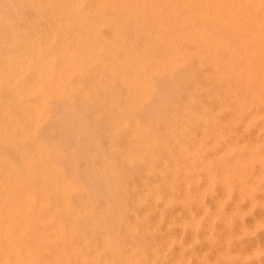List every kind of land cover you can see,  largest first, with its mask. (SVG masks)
<instances>
[{"label":"bare ground","instance_id":"bare-ground-1","mask_svg":"<svg viewBox=\"0 0 264 264\" xmlns=\"http://www.w3.org/2000/svg\"><path fill=\"white\" fill-rule=\"evenodd\" d=\"M24 1H26V3H24V5L26 4V6H28V8L29 7L33 8V6L35 5L34 4L35 2L32 3V1H30V0H24ZM47 1L50 2L49 0H47ZM55 1H56L57 6L55 9H53V14H54L53 19L51 17V19L53 20L52 22L54 24V27L51 28L50 31H48V32L45 31V33L41 34V36H36L37 35L35 33L36 31L34 33L30 32V30L27 29L26 23L23 22L25 27H23L22 30L17 32V29H19V28H17L16 31H14V29L8 31L5 34V37H3L1 42H0V93L3 92L4 95H5V93L8 94V98H9V100L7 99L8 102L6 103L3 100L1 101V97H0V102H2L3 104L5 102V104L7 105L5 107H7L8 109H10V107H12L13 109L19 110V112L22 113V119L16 120L15 118L12 117L13 115L7 109L2 107L5 110V112L2 109L4 116H3V120L2 119H0V120L3 121V124L5 123L8 126H7V128L5 127V128H2V130H0V139H14V137H18V138L21 137L20 138L21 140L24 141L27 139L29 141L31 136H33L32 134L34 132V128L35 127L37 128L36 125H37L38 116L41 115V113L43 112V109L46 108L48 104H50L49 106L51 108L53 107L51 105V103H49V102L52 99H56V98L58 99V98L63 97V96H65V97L69 96L68 94L72 91V89L74 88V85L71 84L72 83L71 81H69L70 83H68V80L71 79V77L74 76L75 74L77 77L81 76V78H82V74L85 71L86 65L87 66L88 65H93V66L97 65L98 66V64H99V66H101V69H102L100 71H106L107 74L109 73V75L111 76L110 78L115 79L116 81H119L120 82L119 84L122 85L123 87H125V90L128 93V95L130 94V99L125 104V107H119V108L115 109V113L117 116L111 122L110 128L112 129L113 132H119V130H125V129L130 132L129 137L126 139L127 140L126 147L124 146L125 148L123 149V155H122L123 160L121 159L122 160L121 166L123 164L126 168H128V170H131L132 169L131 165L133 163H137L141 166H144V168H145L144 170H145V173L147 176V179H146L147 182H145L143 184L142 191L138 192L135 189L136 186L133 187V190L131 189L133 194H134V198H135L134 201L137 203H141L144 206L145 212L144 211L143 212L145 214L144 215L142 214L143 218H141V219H143V222L145 223L144 219H146L147 214H149V212H152L153 214H155V219L157 220V223H158V220L161 221L162 219H165L164 217H166L163 214V212H164V208L166 207L167 204L174 202V200H176V199H178V200L180 199V200H183L185 202L197 200L195 202V204L199 207V210L197 213L193 214L190 210H188L182 216L179 214L172 216L171 222L174 223L175 225L179 224V226H182L181 227L182 229L187 227V228H191V230H194L195 232H198L200 225L203 224V222H204L205 228H204V234L203 235H204V238H207L208 243L210 245L214 246L213 259L214 260L221 259V260L226 262L224 264H228V261L231 258L230 256H232L231 252L229 251V244H230L229 241H230V239H232V235L236 234V233L232 234L230 229H229L228 223H229V217L230 216H227V213L224 209L225 202H231V207H230L231 211H232L233 215L235 214L236 216H239V218L241 216L243 217L246 213L251 212V210L255 206L259 207L261 209V211H263L262 215L264 213V200H263L264 195H262L261 198L258 196L259 199L256 197L257 192H259V194H261V193L264 194V0H163L164 3L161 5L159 4L158 0L157 1L132 0L134 2V4H136L135 5L136 16L134 18H137L140 21H144L145 15H147V14L146 13L144 14L142 12L145 10H148L150 17L151 16L153 17L152 23L151 22L150 23L152 25V28L154 29V32H153V34H148V36L147 35L146 36H147V40H150V39L157 40L155 42H157V44H159L160 47H162V49H163L162 53H161L162 56H161V58H157L155 55V56H153L154 58L152 59V58L147 56L149 53L148 50H147V52H148L147 55L145 54V52H142V51H141L142 53L140 52L139 54H136L131 50V48L125 47L126 46L125 45L124 46L125 49L122 50L124 52V57H123L124 59L123 60H117V58L115 57L114 51H115V49H117L119 47L118 46L120 44V42H119V44L117 43V45L116 44L112 45V51H110L111 54L108 51V53H109L108 55L110 57L109 58L110 61L107 62L108 65H106V64L100 65V63H98V57H97L96 52L98 50L103 49L104 46L102 44V41H100L98 35L95 32L97 29H99L98 27L101 25V23H103L104 20H105L104 23H106L107 20L104 19L103 16L98 15L99 14L98 12H97L98 14H96V10L100 6H105V8L107 7L108 9L113 11V13H116V15H117V13H119L121 10H123L129 6L126 4H131V2H129V0H92V4L91 3L89 4L90 5L89 8H91L93 10V12L91 11L92 15L94 14L97 16L96 17L97 21L94 22V18H93V21L89 22L85 18V12H82V14H80V9L81 8L84 9V4H85L84 1L85 0H55ZM138 1H140V2H138ZM41 2H40V4H41ZM5 4H7V2H5ZM13 4L11 5V8H12ZM3 5H4V0H3ZM6 6H4V7H6ZM8 7H9V5L7 6V8ZM89 8L87 9V11H89ZM128 9H129V7H128ZM4 10H6V9L4 8ZM31 10L33 11V9H31ZM40 10H43V9L40 8ZM100 10H101V8H100ZM16 11H17V9H16ZM37 11H39V8L37 9ZM18 12H20V11L18 10ZM44 12H47V11H44ZM49 13H50V11H49ZM87 13H89V12H87ZM3 14H1V15H3ZM14 16H12V17H14ZM122 16L125 17L123 14H122ZM90 19H91V17H90ZM35 20L37 22V19H35ZM8 21H10V20H8ZM16 21H17V19H16ZM3 22H0V25L3 26V29L5 27L7 28V25L10 24V22H7L8 24L3 23ZM21 22H20V24H21ZM29 22H30V20H29ZM40 22H41V20H40ZM18 25H19V23L17 24V26ZM8 26L10 28V25H8ZM73 28L74 29L76 28V30L74 31ZM34 29H36V28H34ZM0 32H2V31H0ZM108 33H107V35H108ZM57 34H60V35L57 36ZM112 38H114V37H112ZM134 38H135V36H134ZM184 43L191 44V46L194 48V59H195L194 63L191 62V56L192 55L191 54L189 55L190 52L185 51V49L183 47ZM109 44H112V43H109ZM150 44L152 45V43H150ZM106 46H108V44ZM144 47H145V45L143 46V48ZM143 48H141V49H143ZM105 49H107V48H105ZM105 54H106V52H105ZM119 54H120V52H119ZM151 55H152V53H151ZM99 57H100V55H99ZM179 57L180 58L183 57L182 58L183 59L182 62H184L183 66L185 65L186 61H187V63L189 62V65L185 66L184 69H187L190 66L195 67V69H200V70L208 67L207 68L208 72L204 78V82H201V83H198L197 81L193 80L195 78V76L192 74H188V75L183 76V81H185L186 86H187L186 88H188V91H189V94L186 95L188 105L185 108V115L181 116L177 113H176V115L171 114L172 115L171 118H173V120L170 121L169 125H171V126L168 129H166V131H167L166 133L168 135L167 137H169V139H167L165 137L163 139H161L160 134L157 133L158 134L157 135L155 133L156 130L155 131L149 130L151 128L156 127V124L152 122L153 119L151 120V119L145 118L146 120H144L143 118L138 117L136 115V113L138 112V109L140 108L141 105H145V102H144L145 97L147 95H149V93H151L150 92L151 90H153V87L150 84L151 81L149 82V80L147 79V76L148 75H154V74L162 75L166 71H168L169 68L174 67V66L176 67V65H178V61H179L178 58ZM98 68L99 67H97V69ZM174 69L175 68H173V70ZM89 70H90V68H89ZM91 71H90V73H91ZM168 74L170 75V72H168ZM172 74L173 73H171V75ZM87 76L88 75H86V77ZM104 76H105V74H104ZM94 81L97 82V77L94 78ZM81 85L83 86V84H81ZM95 85H96V83H95ZM152 85H153V83H152ZM79 86H80V84H79ZM100 92H101V90H100ZM102 94H103V92H102ZM4 95H2V96H4ZM99 95H100V93H99ZM72 96H74V95H72ZM72 96H71V99H72ZM103 96H105V95H102V97ZM84 98L86 99L87 102L90 101V100L88 101V99H89L88 93L84 96ZM67 99H69V97H67ZM105 99H107V97ZM63 100H66V99H63ZM74 100H76V99H74ZM79 100H81V99L79 98ZM93 101H91V102H93ZM64 102H63V104H64ZM70 102H71V100H70ZM143 102H144V104H143ZM2 103H0V104H2ZM75 103H74V105L72 103V105L75 106ZM154 103H155V101H154ZM101 104H102V102H101ZM58 105H60V104H58ZM72 105L70 103L71 107H72ZM89 105H91V104H89ZM89 105H87V106H89ZM67 107H68V105H67ZM78 107H77V109H78ZM105 107L107 108V106H105ZM73 108L74 107H72V109ZM62 109H64V108H62ZM52 110H53V108H52ZM69 110H71V109H69ZM82 110H84V109H82ZM92 110H94V109H92ZM45 112L43 114H45ZM67 113H69V112H67ZM82 113H85V112L82 111ZM106 113H108V112H106ZM106 113H105V115H106ZM53 114H54V112H53ZM18 115H19V113H18ZM45 115L48 116L47 113ZM52 115H50V116H52ZM97 115H99V114L97 113ZM145 115H146V113H145ZM54 116H55V114L53 115V117ZM78 116H80V115H78ZM111 118H113V117H110V119ZM18 119H19V117H18ZM48 119L51 120L50 117H48ZM80 120H82V119H80ZM97 120H99V118ZM41 121H42V119H41ZM160 121H161L160 119H157V122H160ZM39 122H40V120H39ZM47 122H50V121L47 120ZM47 122H46V124H47ZM67 122H69V121H67ZM42 124H44V123H42ZM46 124H45V126L42 125L43 128L46 127ZM60 124H62V123H60ZM74 124H75V122H74ZM47 125L49 127V123ZM78 125H80V124H78ZM87 125H89V124H87ZM105 125H107V124H105ZM39 126H41V125H39ZM74 126H76V125H74ZM146 126H148V128H146ZM67 127H69V126H67ZM81 127H83V124ZM71 128H69L70 131H71ZM93 128H95V127H93ZM176 128H178V129L180 128V130H176ZM48 129H50V128H48ZM83 129H84V127H83ZM41 130H43V129H41ZM50 130H52V129H50ZM61 130H62V128H61ZM69 130H67V132ZM103 130H105V129H103ZM56 131H60V130L57 129ZM73 131H72V133H74ZM76 131H78V130H76ZM100 131H102V130H100ZM44 132H46V131H44ZM53 132H54V130H53ZM78 132H77V134H78ZM40 133H43V131L39 132V136H40ZM102 133H103V131H102ZM110 133H112V132H110ZM55 134H56V132H55ZM44 135H46V137H48L47 136L48 134H44ZM44 135H41L40 137H42V136L44 137ZM156 135L159 137H157ZM63 136H64V132H63ZM75 136H78V135H75ZM79 136H80V134H79ZM100 136H102V135H100ZM46 137H45V139H46ZM54 137L57 138V136H55V135H54ZM89 137H90V135H89ZM89 137L87 136V138H89ZM60 138L61 137H59V139ZM83 138H84V132H83ZM42 139H44V138H42ZM47 139H49V138H47ZM90 139L92 140V137ZM19 140H17V141H19ZM49 140H51V139H49ZM67 140L69 141V139H67ZM94 140H97V139H94ZM72 141H74V140H72ZM114 141H115V139H114ZM168 141L170 142L169 144H167ZM50 142H52V141H50ZM89 142H91V141H89ZM93 142H95V141L92 140V143ZM98 142H96V143H98ZM13 143H14V141H13ZM46 143H48L47 140H46ZM52 143H54V142H52ZM0 144H1V142H0ZM39 144L40 143L38 142V145H35L33 147L32 151L29 152L30 155H26L28 157L26 158L25 165H27V166L30 165L33 168V164L35 161H36L35 163H39L42 165L45 158H48V157H46L48 152H49L48 148H46L48 145H46V147H44V146L42 147ZM58 144H61V143H58ZM89 144H91V143H89ZM12 145H14V144H12ZM80 145H82V144H80ZM51 146L52 145H50V148H51ZM95 146H96V144H95ZM4 147H7V144H6V146L4 145ZM53 147H55V146L53 145ZM61 147H63V145ZM86 147H89V146L87 145ZM100 147H101V145H100ZM9 148H8V153H10ZM13 148H14L13 152H15V147H13ZM91 148H93V147H91ZM20 149L23 151V147ZM78 149H79V147H78ZM78 149H77V151H78ZM108 149H109V147L107 148V150ZM50 150H52V149H50ZM71 150L75 151L76 149L75 150L71 149ZM98 150H99V148L96 151H98ZM116 150L114 152L112 150V153H115V152L117 153ZM57 152H59V151H57ZM107 152L109 153V151H107ZM19 153H20V151H19ZM54 153L56 154V152H54ZM66 153H67V151H66ZM72 154H73V152H72ZM79 154H81V153H79ZM82 154H84V153H82ZM159 154H160V156H159ZM1 155H3V154H1ZM74 155H75V152H74ZM78 155H76V157ZM105 155H106V153H105ZM110 155H113V154H110ZM18 156H19V154H18ZM68 156H69V154H68ZM93 156H94V154H93ZM1 157H3V156H1ZM4 158H5V156H4ZM16 158L18 159V157H16ZM113 158H115V155H114V157H111V159H113ZM47 160L48 159H46V161ZM78 160H79V158H78ZM85 160H87V159H85ZM68 161H70V160H68ZM72 161H74V160H72ZM94 161H95V159H94ZM94 161L92 160V163H94V165H95ZM2 162L0 160V164H2ZM16 162H17V160H16ZM18 162H19V160H18ZM78 162H80V161H78ZM82 162H84V160ZM22 163H23V161H22ZM46 163H48V162H46ZM52 165H53V163H52ZM52 165L49 164V166H52ZM55 165H56V163H55ZM64 165H65V163H64ZM71 165L69 164L70 168L72 167ZM83 165H84V163H83ZM4 167H6V166H4ZM4 167H3V169H4ZM36 167H37V165H36ZM109 167H111V166H109ZM109 167H108V169H109ZM45 168H48V165H47V167L45 166ZM71 170H73V169H70V172H71ZM9 171H11V170H9ZM32 171H34V170H32ZM44 171H45V169H44ZM107 171H111V170H107ZM132 171H134V170H132ZM46 172L49 173V171H46ZM50 172H51V169H50ZM77 172H80L77 174H81V171H77ZM52 173H53V171H52ZM83 173L81 174L82 176H83ZM91 173H93V172L91 171ZM91 173L89 174L90 176H91ZM94 173H95V171H94ZM113 173H115V172L113 171ZM118 173H119V171H118ZM32 174H34V172ZM96 174H97V172H96ZM96 174H94V175H96ZM107 174H108V172H107ZM128 175H129V173H128ZM6 176H8V175H6ZM9 176H12V175H9ZM68 176H66V178H69ZM99 176H100V173H99ZM117 176H118V174H117ZM35 177H36V175H35ZM11 178H13V177H11ZM16 178H18V177H16ZM88 178L86 177V179H88ZM110 178L111 177H109V179ZM60 179L62 180V178H60ZM73 179L75 180V179H77V177L76 178L74 177ZM78 179H79V177H78ZM118 179L119 178L117 177V180ZM129 179H132V177ZM16 180L18 181L19 179H16ZM96 180L94 179V183ZM80 181H76V182L79 183ZM114 181L115 180H113L111 182L114 183ZM33 182H34V180H33ZM88 182H89V180H88ZM107 183H110V182H106V184ZM132 183H134V182H132ZM38 184H39V190L40 191H43V189L44 190L45 189H56V191L58 192V195L61 194L62 196H65L67 191L74 190V185H71L70 182H68V180L67 181L66 180L65 181L64 180L57 181L56 178H54V177L53 178L48 177V178L42 179V181ZM81 184H83V182ZM85 184H87V183L85 182ZM88 184H90V183H88ZM1 186L2 187H0V189H3V190H5L6 187L9 189H11V187L12 188L16 187L19 189L17 183L16 182H10V180L6 181V183L3 185L1 184ZM20 186H21V184H20ZM92 186H94V185H92ZM31 187L29 186L30 190H29V188L26 189V187H25V189H24L22 187V189H20V191H18L17 193H15V191H14L15 189H14L12 196L9 194L8 195L9 197H7V198H5L3 196L5 198V199L3 198L4 200L0 199V264H44V262L42 260L39 261L40 259L37 257V255H38L37 254V247H38V240L39 239L37 237H35V239L33 241H31L30 240V232L32 231L31 229H35V227L33 228L32 225L33 224L36 225L35 223L37 221H39V219L42 218L41 216H39L40 215L39 212L43 211L45 206L43 204V202H44L43 199H42V201H43L42 203L40 201V198L43 197L42 194L35 193L36 187H34V188H31ZM98 187H101V186H98ZM115 187H117V186H115ZM125 187H126V185H125ZM214 187L218 188V193H217L216 197L213 199L211 206L207 207L206 205H203V203H204L203 201H204L205 197L209 194V192ZM87 188H89V187H87ZM102 188L106 189V187H104V186H102ZM18 189H16V190H18ZM80 189H84V188H80ZM96 190H98L97 192H100L99 189H96ZM111 190H114V189H111ZM121 190L123 191V189H121ZM56 191L54 193H56ZM117 191H118V193H120L119 189ZM47 192H48V190H47ZM79 192L80 191H78V193ZM81 192H82V190H81ZM112 192H115V191H112ZM109 193L110 192L107 193V197L109 196L108 195ZM125 193H123V194H125ZM127 194L128 193H126V195ZM76 195H77V193H76ZM96 195H97V193H96ZM98 195L100 196V194H98ZM112 195L114 196V193ZM78 196H80V193ZM78 196H77V198H78ZM102 196H105V195L103 194ZM116 196H115V198H116ZM37 197H38V200H37ZM60 197H59V199H60ZM107 197H106V199H107ZM110 197L112 198V196H110ZM124 197H125V195H124ZM99 198H101V197H99ZM121 198L123 199V197H121ZM106 199H104V200H106ZM110 199H109V201H111ZM159 199L160 200L162 199L161 202H159ZM83 200L82 201L80 200V201L83 202ZM113 200H115V199H113ZM125 200H126V198H125ZM60 202H62V203H60V205L62 204L61 206L63 207V209H67L66 208V206H67L66 201L62 200ZM115 202H117V201H115ZM56 204H58L57 201H56ZM96 204L97 205H95V207L98 206V202ZM132 204L134 205L133 202H132ZM51 205H52V202H51ZM84 205H86V204H84ZM70 206L71 205H69V207ZM91 206H93V205H91ZM112 206H113V204H112ZM126 206L127 205H125V207ZM75 207H76V204H75ZM128 207H130V206H127L126 208L128 209ZM50 208H48V209H50ZM112 208L117 209V207H115V205ZM120 208L122 210L123 207L120 206ZM140 208H141V206H140ZM79 210H81V209H79ZM92 210H95V209L92 208ZM104 210H105V208H104ZM111 210H113V209H111ZM52 211H57V209L54 208ZM83 211H81L79 216H77V217L80 218ZM89 211H91V210H89ZM115 211H118V209ZM91 212H93V211H91ZM99 212L100 211H98L97 213H99ZM101 212L103 214V211H101ZM123 212H124V210H123ZM77 213H79V212L77 211ZM104 213H106V212H104ZM122 213H120V215ZM232 213H231V215H232ZM75 214H76V212H75ZM83 214H85V213H83ZM89 214H92V213H89ZM43 215H45L44 212H43ZM99 215H100V213H99ZM106 215H108V214H106ZM126 215H128V213ZM89 216L91 218V215H89ZM83 217H81V219ZM87 217H88V215H87ZM130 217H132V216H130ZM68 218H70V217H68ZM92 218H94V217H92ZM111 218H112V216H111ZM132 218H134V217H132ZM42 219L48 221V219H51V216L50 215L48 216L46 213V216H43ZM84 219H86V218H84ZM149 219H150V217L148 218V220ZM217 219L223 221L224 224H226V228H227L226 233L221 235V236H218V237L214 236L215 234H214V226H213ZM57 220H59V219H57ZM75 220H76V218H75ZM127 220H129V219H127ZM47 221H45V222L47 223ZM110 221L112 222V219ZM140 221H141L140 223H142V220H140ZM253 221H254L255 227H258V226L260 227V225H262L261 224L262 221H264V216L259 215V217L255 218ZM39 222H41V221H39ZM95 222H97V221H95ZM101 222H103V221H101ZM75 223H73V224H75ZM78 223H77V227H79ZM164 223H166V222H164ZM41 224H43V223H41ZM68 224H70V222ZM83 224H85V223H83ZM86 224H89V223H86ZM96 224L97 223H95V225ZM107 224H109V223H107ZM111 224H113V222ZM46 225H49V224H46ZM91 225H93V222ZM56 226L57 227L55 230V234L60 233L62 235V233H64V231H63L64 226L62 224H57ZM72 226H74V225H72ZM109 226H111V225H109ZM128 226H129V223H128ZM150 226H151V223H150ZM44 227H45V225H44ZM50 227H46L45 230L47 228H50ZM52 227H55V226H52ZM85 227L86 226H84V230H85ZM111 227H113V226H111ZM146 227H148V225H146ZM152 227L155 228V226H153V225H152ZM165 227H166V225H165ZM37 228H39V227H37ZM42 228H43V225H42ZM42 228H40V232H41ZM80 228L83 229L82 226ZM86 228H90V227L88 226ZM97 228H98V226H97ZM167 228H168V225H167ZM76 229H74V230H76ZM82 229H80V230H82ZM242 229L244 230V227ZM89 230H88V232H89ZM132 230L135 231V227ZM68 231H69V229H68ZM79 231L77 232V234L79 233ZM100 231H102V230H100ZM100 231L98 233H100ZM147 231H149V230H147ZM88 232H87V234H90ZM90 232L93 235V233H92L93 230ZM114 232H111V233L113 234ZM155 232H156V230H155ZM44 233H47V232H44ZM66 233L68 234V232H66ZM105 233L107 234V232H105ZM117 233H118V231H117ZM157 233H158V231H157ZM243 233H244V231H243ZM51 234H53V233H51ZM74 234H73V236H74ZM56 235H58V234H56ZM83 235L85 236V234H83ZM92 235H90V236H92ZM155 235H157V234H155ZM43 236H44V234H43ZM185 236H186V234H185ZM122 237H123V235H122ZM151 237H152V235H151ZM190 237H191V235H190ZM234 237H236V236H233V238ZM67 238H68V235H67ZM57 239H55V240L57 241ZM90 239H91V237H90ZM90 239H89V241H90ZM136 239H138V238H136ZM155 239H156V237L154 238L153 245L156 244ZM191 239L194 240V238H191ZM44 240H45V238H44ZM64 240H65V238H64ZM107 240H108V238H107ZM161 240H163V243H164L163 246H165L169 243L170 244L175 243L177 238L166 235V236L162 237ZM178 240H181L180 237H178ZM51 241H53V240L51 239ZM72 241H73V239H72ZM130 241H131V239H130ZM65 242H67V240H65ZM115 242H116V240H115ZM177 242L178 241H176V244H177ZM70 243H71V241H70ZM70 243H67V244L69 245ZM86 243H87V245L89 244V242H86ZM107 243L109 244L110 241H108ZM71 244L69 246H71ZM75 244H73V245H75ZM79 244H80V241H79ZM102 244H103V242H102ZM149 244H151V243L149 242ZM188 244H190V243H188ZM60 245L62 246V242ZM77 245H78V243H77ZM87 245H84V246H86V247L90 246V245L89 246H87ZM72 246H71V248H72ZM109 246H110V244H109ZM74 247L75 246H73V248ZM66 248H68V247H66ZM79 248L80 247H78L77 249H79ZM117 248H118V246H117ZM205 248H206V246H205ZM61 249H63V248H61ZM172 249H175V248H171V251H170L171 254H172ZM49 250H50V248H49ZM80 250H79V252H80ZM89 250H90V248H89ZM104 250H105V247H104ZM72 251H73V249H72ZM150 251H152V250H150ZM261 251H264V243L262 246H260L256 249L249 248L245 252L244 251H243V253L241 252L242 254H235V255L238 258H244V259L248 260V259L255 257ZM46 252H47V250H46ZM101 252H102V250H101ZM39 253H41V252H39ZM112 253H114V250ZM141 253H143V252H141ZM70 254H72V253H70ZM73 254H74V252H73ZM92 254H94V253L92 252ZM97 254H99V253H97ZM110 254H111V252H110ZM50 255H52V254H50ZM57 255H59V254H57ZM86 255H89L88 252H87V254H85V257H86ZM107 255L108 254H106V256ZM138 255H140V253ZM142 255H140V257ZM153 255H154V258H152V257L144 258V261H145L144 264H176L177 261H181L184 259L183 256L181 255L182 257H177L173 261H168L165 258V252H164L163 248L154 250ZM43 256L44 255H42V258H43ZM68 256H69V254H68ZM94 256H95V254H94ZM103 256H104V254H103ZM103 256H100V257H103ZM146 256H148V255L146 254ZM146 256H143V257H146ZM69 257H71V256H69ZM79 257L84 258V256L83 257L79 256ZM79 257H78V259H79ZM167 257H168V254H167ZM72 258H73V256H72ZM190 258H191V256H190ZM192 258H193V256H192ZM196 259H197L196 264H206L207 263L206 261L203 260V257H201L199 255H196ZM46 260H48V259H46ZM51 261L52 260H50V262ZM66 261H65V263H66ZM75 261H77V259H75ZM75 261L73 264H75ZM81 261H83V260H81ZM139 261H141V260L139 259ZM107 262H108V259H107ZM122 262H124V261L120 260L119 264H123ZM133 262L134 261H132V263ZM76 263H78V262H76ZM82 263L83 262H81V264ZM88 263H91V262H88ZM96 263H97V261L94 262V264H96ZM124 263L126 264V262H124Z\"/></svg>","mask_w":264,"mask_h":264},{"label":"rangeland","instance_id":"rangeland-1","mask_svg":"<svg viewBox=\"0 0 264 264\" xmlns=\"http://www.w3.org/2000/svg\"><path fill=\"white\" fill-rule=\"evenodd\" d=\"M2 1V2H1ZM11 1V2H10ZM32 1V3H34L35 5L32 7H29L26 6V4L24 5V3H26V1L24 0H4V5H3V0H0V22H3V23H7V22H10V28L9 26L7 25V28L5 27L3 29V26L0 25V42L2 40L3 37H5V34L10 31V30H13L16 31L17 28V32L22 30L23 27H25V25L23 24V22L26 23V26H27V29L30 30V32H35L37 35L36 36H41V34H44L45 31L48 32L51 30V28L54 27V24H53V9L56 8V1L55 0H49L50 2H48L47 0H30ZM42 1V2H41ZM151 1H157V0H151ZM5 2H7V4H5ZM21 2V3H20ZM23 2V3H22ZM41 2V4H40ZM45 2V3H44ZM85 4H84V9H80V14H82V12H85V18L87 21L89 22H92L93 21V18H94V22L97 21V16L96 15H92L91 11L93 12V10L91 8H89V4L91 3L92 4V0H85L84 1ZM127 2V1H126ZM129 2H131V4H126V5H129V9L128 7L121 10L119 13H113V11H111L110 9H108L107 7L105 8V6H100L97 10H96V14L98 15H101L104 17V19L107 20L106 23L105 20L103 23H101V25L98 27L99 29L96 30V34L98 35L100 41H102V44H103V49L101 50H98L96 53H97V57H98V63H100V65L102 64H106L108 65L107 62L110 61V57H109V53L110 51H112V45L113 44H116L117 43L120 44L118 45L119 47L117 49H115L114 53H115V57L117 58V60H123L124 58V52L122 50L125 49V47H128V48H131V50L136 53V54H139L141 51L142 52H145V54L147 55L148 53V57L150 58H154L153 56L156 55L157 58H161V53H162V47H160L159 44H157V40L155 39H150V40H147V36L148 34H153L154 32V29L152 28V20H153V17L149 15V11L148 10H145L143 11L142 13H146L147 15H145V19L144 21H140L139 19L137 18H134L136 16L135 14V5L134 2L132 0H129ZM140 2V1H138ZM159 4H163V0H158ZM9 3V4H8ZM13 4L12 8H11V5ZM39 3V4H38ZM51 3V4H50ZM19 4V5H18ZM53 4V5H52ZM9 5V7L7 8V6ZM132 5V6H131ZM6 6V7H4ZM42 6V7H41ZM45 6V7H44ZM134 6V7H133ZM15 7V8H14ZM18 7V8H17ZM36 7V8H35ZM44 7V8H43ZM4 8L6 10H4ZM10 8V9H9ZM14 8V9H13ZM39 8V11H37V9ZM43 9V10H40ZM89 8V11H87V9ZM101 8V10H100ZM105 8V9H104ZM17 9V11H16ZM33 9V11L31 10ZM36 11H35V10ZM2 10V11H1ZM18 10L20 12H18ZM23 10V11H22ZM27 10V11H26ZM16 11V12H15ZM30 11V12H29ZM44 11H47V12H44ZM50 11V13H49ZM111 11V12H110ZM130 11V12H129ZM5 14H3V13ZM43 12V13H42ZM89 12V13H87ZM98 12V13H97ZM11 13V14H10ZM15 13V14H14ZM32 13V14H31ZM39 13V14H38ZM131 13V14H130ZM3 14V15H1ZM13 14V15H12ZM23 14V15H22ZM111 14V15H110ZM122 14L125 16L123 17ZM15 15V16H14ZM20 15V16H19ZM91 15V16H90ZM11 16V17H10ZM14 16V17H12ZM48 16V17H47ZM50 16V17H49ZM113 16V17H112ZM129 16V17H128ZM3 17V18H2ZM5 17V18H4ZM37 17V18H36ZM42 17V18H41ZM52 17V19H51ZM91 17V19H90ZM7 18V19H6ZM17 21H16V19ZM33 18V19H32ZM37 19V22L35 19ZM117 18V19H116ZM127 18V19H126ZM19 19V20H18ZM39 19V20H38ZM110 19V20H109ZM151 19V20H150ZM10 20V21H8ZM30 20V22H29ZM41 20V22H40ZM115 20V21H114ZM122 22H121V21ZM6 21V22H5ZM22 21V22H21ZM120 21V22H119ZM21 22V24H20ZM48 24H47V23ZM112 22V23H111ZM141 22V23H140ZM151 22V23H150ZM19 23V25L17 26V24ZM46 24V25H45ZM107 24V25H106ZM148 24V25H147ZM21 25V26H20ZM52 25V26H51ZM118 25V26H117ZM145 25V26H144ZM13 26V27H12ZM38 26V27H37ZM102 26V27H101ZM117 27V28H116ZM149 27V28H148ZM2 28V29H1ZM36 28V29H34ZM116 28V29H115ZM9 29V30H8ZM47 29V30H46ZM104 29V30H103ZM109 29V30H108ZM135 29V30H134ZM38 30V31H37ZM73 30L75 31L76 28ZM139 30V31H138ZM5 31V32H4ZM102 31V32H101ZM118 31V32H117ZM29 32V31H28ZM100 32V33H99ZM106 32V33H105ZM109 32V33H108ZM128 32V33H127ZM135 32V33H134ZM108 33V35H107ZM111 33V34H110ZM134 33V34H133ZM144 34V35H143ZM60 34H57V36H59ZM118 35V36H117ZM147 35V36H146ZM135 36V38H134ZM146 36V37H145ZM104 37V38H103ZM114 37V38H112ZM121 38V39H120ZM131 38V39H130ZM134 39V40H133ZM112 40V41H111ZM141 40V41H140ZM110 41V42H109ZM129 41V42H128ZM132 41V42H131ZM139 41V42H138ZM114 42V43H113ZM116 42V43H115ZM131 42V43H130ZM152 43V45L150 43ZM105 43V44H104ZM109 43H112V44H109ZM149 43V44H148ZM108 44V46H106ZM141 44V45H140ZM147 44V45H146ZM126 45V46H125ZM133 45V46H132ZM145 45V47L143 48V46ZM187 45V46H186ZM125 46V47H124ZM135 49H134V48ZM151 47V48H150ZM183 47L185 49L186 52H190L189 55L191 54V62H195V59H194V48L191 46V44H187V43H184L183 44ZM107 48V49H105ZM143 48V49H141ZM149 48V49H148ZM153 48V49H152ZM177 48V47H176ZM193 48V49H192ZM134 49V50H133ZM138 49V50H137ZM137 50V51H136ZM148 50V52H147ZM192 50V51H191ZM106 54H105V52ZM109 51V53H108ZM117 52V53H116ZM120 52V54H119ZM141 52V53H142ZM152 53V55H151ZM100 57H99V55ZM104 54V55H103ZM111 54V53H110ZM118 56H117V55ZM122 54V55H121ZM102 55V56H101ZM103 57V58H102ZM102 60H100V59ZM120 58V59H119ZM183 58V57H182ZM182 58H178V65H176V67H171L169 68L168 71H166L164 74L162 75H157V74H154V75H148L147 76V79L149 80L151 86L153 87V90H151L149 93V95H147L145 97V105H141L140 108L138 109V112L136 113V115L138 117H141L143 118L144 120L146 119H153L152 122L156 124V127L155 128H151L149 129L150 131H155V133L157 134H160V137L161 139H163L164 137L169 139V137H167V131L166 129H168L171 125L170 124V121L173 120L172 115L176 113L181 115V116H184L185 115V108L187 107L188 105V102H187V94H189V91H188V88H186V83L185 81H183V76L185 75H188V74H192L195 76V78L193 80L197 81L198 83H201V82H204V78L208 72V67L207 68H203V69H195V67H188L187 69H184L185 66H188L189 65V62L187 63V61L185 62V65L183 66V59ZM106 59V60H105ZM105 60V61H104ZM194 60V61H193ZM182 63H181V62ZM187 64V65H186ZM183 66V67H182ZM90 70H89V68ZM97 67H99L97 69ZM192 67V68H191ZM173 68H175L173 70ZM88 69V70H87ZM97 69V70H96ZM92 70V71H91ZM102 70L101 69V66H93V65H86L85 66V71L84 73L82 74V78L81 76L77 77L76 74L74 76L71 77V79L68 80V83H70L69 81H71L72 85H74V90L72 89V91L68 94L69 96V99H67V97L63 96V97H60V98H56V99H52L49 103H51V105L53 106V110L52 108L49 106L50 104L47 105L46 108L43 109V112L41 113L40 116H38L37 118V128L35 129L34 128V132H33V136H31L30 140L28 141L27 139L26 140H21L20 138L21 137H14V139H0V142H1V146H0V160L2 162V164H0V187L1 184H5L6 181H9L10 182H16L19 189L18 188H12L9 189L6 187L5 190L3 189H0V199H3L4 197L7 198L9 197L8 195L10 194L12 196V193L15 191V193H17L18 191H20V189H22V187L25 189H28L29 186L32 187L31 188H34L36 187V192L37 194H42V198H40V201L41 203L43 202L44 204V209L43 211H40L39 212V216H41L43 218V216H46V213L47 215L51 216V219H48L47 220H43L42 218L39 219V221H37L35 224L36 225H32L33 228L35 227V229H31L30 231V240L33 241L35 239V237H37L39 240H38V247H37V257L40 259L39 261H43L44 264H73L75 259H77V261H75V264H81V262H83L82 264H94V262L97 261L96 264H119V261L120 260H123L124 262H126V264H144L145 261H144V258H149V257H152L154 258V255H153V252L154 250L156 249H161L163 248L164 249V252H165V258L168 260V261H173L175 260V258L177 257H182L183 256V260L181 261H177L176 264H196L197 263V259H196V255H199L201 257H203V260L206 261L207 263L206 264H224L226 263L225 261L221 260V259H218V260H214L213 259V254H214V246L213 245H210L207 241V238H204V228H205V223L203 222V224L200 225L199 227V230L198 232H195L194 230H191V228H181L182 226H179V224H174L171 222V218L172 216L174 215H184L185 212H187L188 210H190L193 214L197 213L198 210H199V207L195 204V202L197 200H194V201H190V202H185L183 200H174V202L172 203H169L166 205V207L164 208V212L163 214L168 218L164 217L165 219H162L161 221L158 220V223H157V220L155 219V214H153L152 212H149V214H147L146 216V219H144L145 223L143 222V216L142 214L144 215L145 213V210H144V206L141 204V203H137L134 201V194L132 192L133 190V187H135V189L138 191V192H141L142 191V188H143V184L145 182H147V176H146V173H145V168L144 166H141L137 163H133L131 166V170H128V168H126L123 164L121 166V161L123 160V149L126 147V142H127V138L129 137L130 135V132L128 130H119V132H113L112 129L110 128V124L111 122L116 118V113H115V109L116 108H119V107H125V104L127 103V101H129L130 99V94L128 95V93L126 92L125 90V87H123L122 85H120L119 81H116L115 79H112L110 78L111 76L109 75V73L107 74L106 71H100ZM88 71V72H87ZM91 71V73H90ZM197 71V72H196ZM101 72V73H100ZM104 72V73H103ZM168 72H170V75L168 74ZM179 72V73H178ZM188 72V73H187ZM86 73V74H85ZM171 73H173L171 75ZM185 73V74H184ZM199 73V74H198ZM105 74V76H104ZM86 75H88L86 77ZM169 75V76H168ZM101 78H100V77ZM159 76V77H158ZM97 77V82L94 81V78ZM182 77V78H181ZM99 78V79H98ZM107 78V79H106ZM110 78V79H109ZM174 78V79H173ZM103 79V80H102ZM105 79V80H104ZM76 80V81H75ZM84 80V81H83ZM92 80V81H91ZM199 80V81H198ZM83 82V83H82ZM96 83V85H95ZM99 83V84H98ZM110 83V84H109ZM153 83V85H152ZM159 83V84H158ZM80 84V86H79ZM83 84V86L81 85ZM91 84V85H90ZM102 86H101V85ZM115 86H114V85ZM158 85V86H157ZM76 86V87H75ZM90 88H89V87ZM97 86V87H96ZM111 86V87H110ZM157 86V87H156ZM100 87V88H99ZM104 87V88H103ZM77 88V89H76ZM92 88V89H91ZM95 88V89H94ZM109 88V89H108ZM89 89V90H88ZM98 89V90H97ZM170 89V90H169ZM101 90V92H100ZM103 90V91H102ZM106 90V91H105ZM177 90V91H176ZM75 92V93H74ZM91 92V93H90ZM94 92V93H93ZM100 95H99V93ZM103 92V94H102ZM88 93V101H86V99L84 98V96ZM156 93V94H155ZM181 93V94H180ZM80 94V95H79ZM155 94V95H154ZM4 95L3 92L0 93V97H1V101H5L6 103L8 102L9 98H8V94L5 93V97L2 96ZM74 95V96H72ZM78 95V96H77ZM82 95V96H81ZM91 95V96H90ZM102 95H105L102 97ZM127 97H126V96ZM157 95V96H156ZM71 96H72V99H71ZM111 96V97H110ZM4 97V98H3ZM65 97V98H64ZM81 100H79V98ZM107 97V99H105ZM114 97V98H113ZM124 97V98H123ZM158 97V98H157ZM172 98V99H171ZM8 99V100H7ZM63 99H66V100H63ZM76 99V100H74ZM83 99V100H82ZM104 99V100H103ZM111 99V100H110ZM157 99V100H156ZM7 100V101H6ZM54 100V101H53ZM57 100V101H56ZM71 100V102H70ZM95 102H94V101ZM102 100V101H101ZM160 100V101H159ZM177 100V101H176ZM65 101V102H64ZM77 101V102H76ZM86 101V102H85ZM93 101V102H91ZM102 104H101V102ZM155 101V103H154ZM180 101V102H179ZM2 103L0 104V119L3 120V111L5 112V109H7L13 116V118H15L16 120H20L22 119V113L19 112V110H15L13 109L12 107H10V109H8L6 104ZM53 102V103H52ZM64 102V104H63ZM77 104H76V103ZM105 102V103H104ZM143 102V104H144ZM70 103L72 105H74L75 103V106L72 105V107H76L74 110L72 109V107L70 106ZM80 103V104H79ZM83 103V104H82ZM105 105H104V104ZM57 104V105H56ZM60 104V105H58ZM91 104V105H89ZM101 104V105H100ZM62 105V106H61ZM65 105V106H64ZM68 105V107H67ZM79 107H78V106ZM89 105V106H87ZM97 105V106H96ZM110 105V106H109ZM152 105V106H151ZM175 105V106H174ZM186 105V106H185ZM86 106V107H85ZM107 106V108L105 107ZM3 107V108H2ZM71 107V108H70ZM78 107V109H77ZM81 107V108H80ZM84 107V108H83ZM93 107V108H92ZM144 107V108H143ZM155 107V108H154ZM64 108V109H62ZM80 108V109H79ZM102 108V109H101ZM143 108V109H142ZM180 108V109H179ZM182 108V109H181ZM3 109V111H2ZM47 109V110H46ZM50 109V110H49ZM56 109V110H55ZM61 109V110H60ZM71 109V110H69ZM82 109H86L85 111L82 110ZM94 109V110H92ZM114 109V110H113ZM169 109V110H168ZM58 110V111H57ZM64 110V111H63ZM77 110V111H76ZM79 110V111H78ZM85 112V113H82V111ZM92 110V111H91ZM112 110V111H111ZM46 111V112H45ZM50 111V112H49ZM62 111V112H61ZM114 111V112H113ZM45 112V114L47 113V115L43 114ZM53 112L55 114V118L53 117ZM65 112V113H64ZM69 112V113H67ZM71 112V113H70ZM77 112V113H76ZM80 112V113H79ZM94 112V113H93ZM108 112V113H106ZM110 112V113H109ZM19 113V115H18ZM59 113V114H58ZM82 113V114H81ZM90 113V114H89ZM97 113L99 115H97ZM106 113V115H105ZM146 113V115H145ZM181 113V114H180ZM15 114V115H14ZM21 114V115H20ZM53 114V115H52ZM68 114V115H67ZM72 114V115H71ZM172 114V115H171ZM52 115V116H50ZM80 115V116H78ZM87 115V116H86ZM90 115V116H89ZM111 115V116H110ZM60 116V117H59ZM62 116V117H61ZM64 116V117H63ZM72 116V117H71ZM77 116V117H76ZM92 116V117H91ZM99 116V117H98ZM19 117V119H18ZM48 117H50L51 120L48 119ZM58 117V118H57ZM81 117V118H80ZM103 117V118H102ZM107 119H106V118ZM110 117H113L110 119ZM152 117V118H151ZM165 117V118H164ZM54 118V119H53ZM79 118V119H78ZM99 118V120H97ZM146 118V119H145ZM14 119V120H15ZM42 119V121H41ZM45 121H44V120ZM53 119V120H52ZM82 119V120H80ZM105 119V120H104ZM157 119H160L161 121L160 122H157ZM40 120V122H39ZM50 121V122H47ZM60 120V121H59ZM75 120V121H74ZM77 120V121H76ZM80 120V121H79ZM58 121V122H57ZM69 121V122H67ZM75 124H74V122ZM99 121V122H98ZM102 121V122H101ZM49 123V127L48 125L46 124ZM71 122V123H70ZM81 122V123H80ZM44 123V124H42ZM62 123V124H60ZM70 123V124H69ZM104 123V124H103ZM46 124V127L43 128V126H45ZM80 124V125H78ZM83 124V127H81ZM89 124V125H87ZM107 124V125H105ZM163 124V125H162ZM39 125H43L42 127L39 126ZM58 125V126H57ZM61 125V126H60ZM76 125V126H74ZM86 125V126H85ZM103 125V126H102ZM8 125H6L5 123L3 124V121L0 120V130H2V128H7ZM53 126V127H52ZM64 126V127H63ZM69 126V127H67ZM88 126V127H87ZM90 126V127H89ZM161 126V127H160ZM52 127V128H51ZM56 127V128H55ZM67 127V128H66ZM73 129H72V128ZM81 127V128H80ZM95 127V128H93ZM160 127V128H159ZM163 127V128H162ZM52 130H50V129ZM54 128V129H53ZM62 128V130H61ZM69 128H71V131L69 130ZM80 128V129H79ZM146 128H148V126H146ZM163 130H162V129ZM39 131H38V130ZM43 129V130H41ZM60 130V131H56V130ZM65 129V130H64ZM88 131H87V130ZM105 129V130H103ZM129 129V128H128ZM54 130V132H53ZM67 130H69L67 132ZM74 130V131H73ZM78 130V131H76ZM90 130V131H89ZM92 130V131H91ZM94 130V131H93ZM102 130V131H100ZM148 130V131H149ZM165 130V131H164ZM176 130H180V128H176ZM43 131L44 134H48L46 137V135H44L43 133H40V136L41 135H44V137H40L39 136V132ZM44 131H48L47 133L44 132ZM72 131L74 133H72ZM81 131V132H80ZM101 133H100V132ZM36 132V133H35ZM56 132V134H55ZM62 132V133H61ZM63 132H64V136H63ZM78 132V134H77ZM83 132H84V138H83ZM88 134H87V133ZM112 132V133H110ZM86 133V134H85ZM154 133V132H153ZM164 133V134H163ZM58 134V135H57ZM61 134V135H60ZM67 134V135H66ZM72 134V135H71ZM74 134V135H73ZM80 134V136H79ZM82 134V135H81ZM98 134V135H97ZM109 134V135H108ZM157 134V135H158ZM166 134V135H165ZM51 135V136H50ZM57 136L56 137H54ZM69 135V136H68ZM75 135H78V136H75ZM90 135V137H89ZM96 135V136H95ZM102 135V136H100ZM156 135V136H157ZM16 136V135H15ZM36 136V137H35ZM67 136V137H66ZM87 136L89 138H87ZM46 137V139H45ZM59 137H61L59 139ZM63 137V138H62ZM71 137V138H70ZM78 137V138H77ZM80 137V138H79ZM92 137V140L95 141L92 143V140L90 139ZM95 137V138H94ZM98 137V138H97ZM100 137V138H99ZM108 137V138H107ZM113 137V138H112ZM159 137V136H157ZM16 138V139H15ZM44 138V139H42ZM51 140H49V139ZM74 138V139H73ZM97 139V140H94V139ZM120 138V139H119ZM20 139V140H19ZM53 139V140H52ZM65 141H64V140ZM69 139V141L67 140ZM77 139V140H76ZM82 139V140H81ZM99 139V140H98ZM115 139V141H114ZM166 139V140H167ZM12 140V141H11ZM19 140V141H16ZM40 140V141H39ZM45 140V141H44ZM46 140L48 143H46ZM49 140V141H48ZM74 140V141H72ZM14 141V143H13ZM54 143H52V142ZM56 141V142H55ZM72 141V142H71ZM78 141V142H77ZM81 141V142H80ZM91 141V142H89ZM99 141V142H98ZM110 141V142H109ZM38 142L40 143L39 145L40 146H44L46 147V145H48L46 148H48L49 152L47 154L46 157L48 158H45V160L43 161V164H39V163H35L33 164V168L32 166H27L25 165V162H26V158L28 156L26 155H30V151H32L33 147L35 145H38ZM44 142V143H43ZM88 142V143H87ZM98 142V143H96ZM125 144H124V143ZM11 143V144H10ZM26 143V144H25ZM29 143V144H28ZM34 143V144H33ZM58 143H61V144H58ZM82 145H80V144ZM91 143V144H89ZM96 146H95V144ZM170 142L168 141L167 144H169ZM7 144V147H4V145L6 146ZM9 144V145H8ZM14 144V145H12ZM17 144V145H16ZM23 144V145H22ZM76 144V145H75ZM89 147H86L87 145ZM21 145V146H20ZM50 145L51 148H50ZM53 145L55 147H53ZM63 145V147H61ZM66 145V146H65ZM78 145V146H77ZM85 147H84V146ZM99 145V146H98ZM101 145V147H100ZM3 146V147H2ZM18 146V147H17ZM20 146V147H19ZM31 146V147H30ZM59 146V147H58ZM65 146V147H64ZM107 146V147H106ZM114 146V147H113ZM125 146V147H124ZM10 147V148H9ZM15 147V152H13L14 148ZM23 147V151L20 149ZM30 149H28V148ZM67 147V148H66ZM81 150H79L78 149ZM93 147V148H91ZM109 147V149L107 150V148ZM8 148H9V152L8 153ZM12 148V149H11ZM25 148V149H24ZM66 148V149H65ZM70 148V149H69ZM99 148V150L101 151H96L97 149ZM101 148V149H100ZM12 151H11V150ZM20 153H19V151ZM28 149V150H27ZM52 149V150H50ZM60 149V150H59ZM71 149H76L75 151L71 150ZM78 149V151H77ZM84 149V150H83ZM111 149V150H110ZM117 149V150H116ZM86 150V151H85ZM103 150V151H102ZM112 150L113 152L116 150L117 153H112ZM26 151V152H25ZM59 151V152H57ZM64 151V152H63ZM67 151V153H66ZM69 151V152H68ZM84 151V152H83ZM109 151V153L107 152ZM111 151V152H110ZM12 152V153H11ZM56 152V154L54 153ZM63 152V153H62ZM73 152V154H72ZM74 152H75V155H74ZM95 152V153H94ZM24 153V154H23ZM65 153V154H64ZM81 153V154H79ZM84 153V154H82ZM88 153V154H87ZM99 153V154H98ZM106 153V155H105ZM119 153V154H118ZM3 154V155H1ZM11 154V155H10ZM16 154V155H15ZM19 154V156H18ZM59 154V155H58ZM69 154V156H68ZM79 154V155H78ZM94 154V156H93ZM110 154H113V155H110ZM73 155V156H72ZM76 155H78L76 157ZM84 155V156H83ZM87 155V156H86ZM97 155V156H96ZM115 155V158L111 159V157H114ZM3 156V157H1ZM5 156V158H4ZM22 156V157H21ZM80 156V157H79ZM83 156V157H82ZM91 156V157H90ZM120 156V157H119ZM160 156V154H159ZM10 157V158H9ZM18 157V159L16 158ZM34 157V156H33ZM57 157V158H56ZM73 157V158H72ZM108 157V158H107ZM10 160H9V159ZM21 158V159H20ZM67 158V159H66ZM72 158V159H71ZM79 158V160H78ZM83 158V159H82ZM92 158V159H91ZM46 159H48L46 161ZM50 159V160H49ZM59 159V160H58ZM87 159V160H85ZM95 159V161H94ZM98 159V160H97ZM122 159V160H121ZM6 160V161H5ZM14 162H13V161ZM17 160V162H16ZM19 160V162H18ZM25 160V161H24ZM53 160V161H52ZM62 160V161H61ZM65 160V161H64ZM70 160V161H68ZM74 160V161H72ZM84 160V162H82ZM92 160L95 162V165L94 163H92ZM21 161V162H20ZM23 161V163H22ZM51 161V162H50ZM59 161V162H58ZM72 161V162H71ZM80 161V162H78ZM114 161V162H113ZM48 162V163H46ZM77 162V163H76ZM87 162V163H86ZM99 162V163H98ZM12 163V164H11ZM53 163V165H52ZM56 163V165H55ZM67 166H65L64 165ZM67 163V164H66ZM82 165H81V164ZM84 163V165H83ZM113 163V164H112ZM120 163V164H119ZM52 165V166H49ZM60 164V165H59ZM69 164L72 166L70 168ZM102 164V165H101ZM112 164V165H111ZM10 165V166H9ZM37 165V167H36ZM48 165V168H45V166L47 167ZM91 165V166H90ZM108 165V166H107ZM6 166V167H4ZM12 166V167H11ZM17 166V167H16ZM43 166V167H42ZM83 166V167H82ZM96 166V167H95ZM104 166V167H103ZM111 166V167H109ZM134 166V167H133ZM4 167V169H3ZM14 167V168H13ZM28 167V168H27ZM55 169H54V168ZM77 169H76V168ZM88 167V168H87ZM90 167V168H89ZM109 167V169H108ZM31 168V169H30ZM35 168V169H34ZM73 169L71 170L70 172V169ZM84 168V169H83ZM94 168V169H93ZM96 168V169H95ZM106 168V169H105ZM112 168V169H111ZM11 171H9V170ZM13 169V170H12ZM45 169V171H44ZM50 169H51V172H50ZM76 171H75V170ZM92 169V170H91ZM17 170V171H16ZM26 170V171H25ZM29 170V171H28ZM34 170V171H32ZM39 170V171H38ZM89 170V171H88ZM95 173H94V171ZM107 170H111V171H107ZM117 170V171H116ZM134 170V171H132ZM142 170V171H141ZM37 171V172H36ZM46 171H49L46 172ZM53 171V173H52ZM77 171H81V174L83 173V176L81 174H77V173H80V172H77ZM83 171V172H82ZM87 171V172H86ZM91 171L96 174L97 172V176L94 175L93 173H91ZM113 171L115 173H113ZM119 171V173H118ZM34 172V174H32ZM36 172V173H35ZM44 172V173H43ZM66 172V173H65ZM70 172V173H69ZM76 172V173H75ZM91 173V176L89 175ZM108 172V174H107ZM122 172V173H121ZM131 172V173H130ZM144 172V173H143ZM31 173V174H30ZM38 173V174H37ZM43 173V174H42ZM74 173V174H73ZM89 173V174H88ZM99 173H100V176H99ZM113 173V174H112ZM129 173V175H128ZM134 173V174H133ZM41 174V175H40ZM49 174V175H48ZM53 174V175H52ZM112 174V175H111ZM115 174V175H114ZM118 174V176H117ZM124 174V175H123ZM8 175V176H6ZM9 175H12V176H9ZM32 177H31V176ZM36 175V177H35ZM39 177H38V176ZM45 175V176H44ZM52 175V176H51ZM69 175V176H68ZM74 175V176H73ZM95 177H94V176ZM104 175V176H103ZM123 175V176H122ZM132 175V176H131ZM136 175V176H135ZM142 175V176H141ZM66 176H68L69 178H66ZM72 176V177H71ZM125 176V177H124ZM6 179H4V178ZM13 177V178H11ZM15 177V178H14ZM18 177V178H16ZM38 177V178H37ZM56 178L57 181H62V180H68V182H70L71 185H74V190H69L66 192L65 196H62L61 194L58 195V192L56 191V189H43V191H40L39 190V184L42 179H45V178ZM65 177V178H64ZM71 177V178H70ZM76 178L77 179H73V178ZM79 177V179H78ZM81 177V178H80ZM86 177L88 179H86ZM102 177V178H101ZM109 177H111L109 179ZM117 177L120 179L117 180ZM132 179H129L131 178ZM32 178V179H31ZM41 178V179H40ZM59 178V179H58ZM62 178V180L60 179ZM92 178V179H91ZM101 178V179H100ZM12 179V180H11ZM16 179H19L18 181ZM25 179V180H24ZM30 179V180H29ZM70 179V180H69ZM82 179V180H81ZM94 179L96 180L95 183H94ZM108 179V180H107ZM5 182H4V181ZM16 180V181H15ZM24 180V181H23ZM34 180V182H33ZM75 182H74V181ZM81 180V181H80ZM84 180V181H83ZM86 180V181H85ZM89 180V182H88ZM114 181L111 182V181ZM37 181V182H36ZM76 181H80L79 183L76 182ZM92 181V182H91ZM117 181V182H116ZM4 182V183H3ZM25 182V183H24ZM83 182V184H81ZM85 182L87 184H85ZM106 182H110V183H107ZM116 182V183H115ZM134 182V183H132ZM23 183V184H22ZM90 183V184H88ZM92 183V184H91ZM122 183V184H121ZM21 184V186H20ZM76 184V185H75ZM97 184V185H96ZM99 184V185H98ZM111 184V185H110ZM118 184V185H117ZM126 187H125V185ZM132 184V185H131ZM139 184V185H138ZM24 185V186H23ZM80 185V186H79ZM87 185V186H86ZM94 185V186H92ZM107 185V186H106ZM113 185V186H112ZM124 185V186H123ZM76 186V187H75ZM91 186V187H90ZM98 186H101V187H98ZM102 186L106 187L105 188H102ZM117 186V187H115ZM122 186V187H121ZM47 187V186H46ZM89 187V188H87ZM96 189H99L100 192H97L98 190ZM5 188V187H4ZM80 188H84V189H80ZM87 188V189H86ZM126 188V189H125ZM15 189V190H14ZM18 189V190H16ZM110 189V190H109ZM111 189H114V190H111ZM119 189V192L118 193V190ZM123 189V191L121 190ZM132 189V190H131ZM217 189V190H216ZM2 190V191H1ZM14 190V191H13ZM30 190V188H29ZM48 190V192H47ZM77 190V191H76ZM82 190V192H81ZM96 190V191H95ZM103 190V191H102ZM108 190V191H107ZM5 191V192H4ZM53 191V192H52ZM56 191V193H54ZM78 191H80V196ZM86 191V192H85ZM89 191V192H88ZM93 193H92V192ZM112 191H115V192H112ZM213 191V192H212ZM70 194H69V193ZM91 192V193H90ZM102 192V193H101ZM110 192L107 197V193ZM128 193L126 195V193ZM131 192V193H130ZM68 193V194H67ZM77 193V195H76ZM83 193V194H82ZM85 193V194H84ZM97 193V195H96ZM114 193V196L112 195ZM125 193V194H123ZM218 193V188L214 187L210 192L209 194L205 197L204 199V203L203 205H206L207 207L208 206H211L212 202H213V199L216 197ZM5 194V195H4ZM47 194V195H46ZM73 194V195H72ZM88 194V195H87ZM100 194V196L98 195ZM104 194L105 196H102ZM120 194V195H119ZM70 195V196H69ZM76 195V196H75ZM82 195V196H81ZM91 195V196H90ZM117 195V196H116ZM125 195V197H124ZM262 195H264L263 193L259 194V192L256 193V197L259 199V197L261 198ZM4 196V197H3ZM57 198H56V197ZM61 196V197H60ZM69 196V197H68ZM73 196V197H72ZM78 196V198H77ZM94 196V197H93ZM112 196V198L110 197ZM116 196V198H115ZM259 196V197H258ZM60 197V199H59ZM72 197V198H71ZM76 197V198H75ZM89 197V198H88ZM101 197V198H99ZM107 197V199H106ZM111 199H110V198ZM114 197V198H113ZM119 197V198H118ZM123 197V199L121 198ZM4 198V199H5ZM70 198V199H69ZM75 198V199H74ZM81 198V199H80ZM91 198V199H90ZM126 198V200H125ZM3 199V200H4ZM43 199V201H42ZM51 199V200H50ZM79 199V200H78ZM84 199V200H83ZM90 199V200H89ZM95 199V200H94ZM106 199V200H104ZM109 199L111 201H109ZM115 199V200H113ZM122 199V200H121ZM37 200H38V197H37ZM50 200V201H49ZM66 201V208L67 209H63V207L60 205V201ZM73 200V201H72ZM78 200V201H77ZM83 200V202L81 201ZM125 200V201H124ZM131 200V201H130ZM162 200V199H161ZM161 200L159 199V202H161ZM178 200V201H177ZM262 200V199H261ZM263 200H264V197H263ZM262 200V201H263ZM56 201L57 203L59 204H56ZM80 201V202H79ZM90 203H88V202ZM95 201V202H94ZM108 201V202H107ZM117 201V202H115ZM124 201V202H123ZM51 202H52V205H51ZM77 202V203H76ZM92 202V203H91ZM98 202V206L95 207V205H97L96 203ZM101 202V203H100ZM122 202V203H121ZM132 202L134 203V205L132 204ZM210 202V203H209ZM86 205H84V204ZM95 203V204H94ZM121 203V204H120ZM131 203V204H130ZM75 204H76V207H75ZM82 204V205H81ZM89 204V205H88ZM103 204V205H102ZM106 204V205H105ZM113 204V206H112ZM139 204V205H138ZM52 207H51V206ZM69 205H71L69 207ZM74 205V206H73ZM93 205V206H91ZM117 207L118 211H115L117 210L116 208H112V207ZM125 205L127 206H130L128 207V209L125 207ZM177 205V206H176ZM56 206V207H55ZM83 206V207H82ZM86 206V207H85ZM100 206V207H99ZM110 206V207H109ZM121 207L122 210H121ZM141 206V208H140ZM176 206V207H175ZM47 207V208H46ZM51 207V208H50ZM60 207V208H59ZM74 207V208H73ZM85 207V208H84ZM90 207V208H89ZM99 207V208H98ZM231 202H225L224 204V209L227 213V216H230L229 217V223H228V226H229V229L231 231V233H236V234H233L232 235V239H230L229 241V251L231 252L232 256H230L229 258V261H228V264H264V251H261L259 252L255 257L251 258V259H244V258H238L236 257L235 254H242L243 251L245 252L247 249L251 248V249H256L260 246L263 245L264 243V221H262V225H260V227H255L254 226V219L255 218H258L259 215L260 216H264V213L262 215V212L261 209L259 207H253V209L251 210V212H248L246 213L243 217L241 216L239 218V216H236L235 214L233 215L232 211H231ZM50 208V209H48ZM54 208L57 209V211H52ZM72 208V209H71ZM87 208V209H86ZM95 209V210H92ZM105 208V210H104ZM131 208V209H130ZM136 208V209H135ZM60 209V210H59ZM69 209V210H68ZM77 209V210H76ZM81 209V210H79ZM113 209V210H111ZM115 209V210H114ZM121 211H120V210ZM142 209V210H141ZM49 210V211H48ZM63 210V211H62ZM74 212H73V211ZM85 212H84V211ZM95 211L94 213L91 212V211ZM109 210V211H108ZM111 210V211H110ZM124 210V212H123ZM129 210V211H128ZM174 210V211H173ZM77 211L79 213H77ZM82 212L80 218L77 217L79 216L80 212ZM98 211H100V215L99 213H97ZM103 211V214L102 212ZM144 211V212H143ZM176 211V212H175ZM43 212L45 215H43ZM63 212V213H62ZM76 212V214H75ZM106 212V213H104ZM109 212V213H108ZM114 212V213H113ZM117 212V213H116ZM123 212V213H122ZM131 212V213H130ZM232 215H231V213ZM85 213V214H83ZM89 213H92V214H89ZM111 213V214H110ZM120 213H122L120 215ZM128 213V215L126 214ZM172 213V214H171ZM68 214V215H67ZM88 217H87V215ZM108 214V215H106ZM125 214V215H124ZM230 214V215H229ZM61 215V216H60ZM86 215V216H85ZM91 215V218L90 216ZM95 215V216H94ZM99 217H97V216ZM115 215V216H114ZM123 215V216H122ZM150 215V216H149ZM57 218H56V217ZM64 216V217H63ZM84 216V217H83ZM112 216V218H111ZM118 216V217H117ZM134 218H132V217ZM70 217V218H68ZM81 217H83L81 219ZM94 217V218H92ZM106 219H105V218ZM124 217V218H123ZM150 217V219L148 220V218ZM56 218V219H55ZM73 218V219H72ZM76 218V220H75ZM86 218V219H84ZM103 218V219H102ZM115 218V219H114ZM129 220H127V219ZM59 219V220H57ZM69 219V220H68ZM80 219V220H79ZM89 219V220H88ZM92 219V220H91ZM101 219V220H100ZM109 219V220H108ZM112 219V222L113 224H111L112 222L110 221ZM138 219V220H137ZM57 220V221H56ZM70 224H68L69 222ZM117 220V221H116ZM142 220V223H140ZM47 221V223L45 222ZM82 221V222H81ZM88 221V222H87ZM97 221V222H95ZM103 221V222H101ZM107 221V222H106ZM120 221V222H119ZM54 222V223H53ZM59 222V223H58ZM72 222V223H71ZM76 222V223H75ZM79 222V223H78ZM93 222V225H91ZM111 222V223H110ZM161 222V223H160ZM166 222V223H164ZM170 222V223H169ZM43 223V224H41ZM54 225H53V224ZM65 223V224H64ZM75 223V224H73ZM77 223L79 225V227H77ZM85 223V224H83ZM86 223H91L90 225L89 224H86ZM95 223H97L95 225ZM109 223V224H107ZM128 223H129V226H128ZM150 223H151V226H150ZM46 224H49V225H46ZM51 224V225H50ZM57 224H62L64 226V233H62V235L60 233H56L58 235L55 234V230H56V225ZM68 224V225H67ZM83 224V225H82ZM141 224V225H140ZM172 224V225H171ZM230 224V225H229ZM38 225V226H37ZM41 225V226H40ZM42 225H43V228H42ZM45 225V227H44ZM74 225V226H72ZM113 227H111V226ZM117 225V226H116ZM127 225V226H126ZM146 225H148V227H146ZM155 226L154 227H152ZM166 225V227H165ZM167 225H168V228H167ZM170 225V226H169ZM175 225V226H174ZM51 226V227H50ZM52 226H55V227H52ZM72 226V227H71ZM83 227L80 228V227ZM84 226L86 227H90L92 230H93V235L91 234L90 231H92L90 228H86L85 227V230H84ZM98 226V228H97ZM100 226V227H99ZM105 226V227H104ZM214 236L218 237V236H221L223 234L226 233V224H224L223 221L217 219L216 222L214 223ZM246 226V227H245ZM39 227V228H37ZM46 227H50V228H47L45 230ZM71 227V228H70ZM75 227V228H74ZM104 227V228H103ZM135 227V231L132 230L134 229ZM141 227V228H140ZM244 227V230L242 229ZM40 228L41 229V232H40ZM66 228V229H65ZM77 228V229H76ZM100 228V229H99ZM110 228V229H109ZM114 228V229H113ZM139 228V229H138ZM160 228V229H159ZM167 228V229H166ZM180 228V229H179ZM44 229V230H43ZM54 231H53V230ZM69 229V231H68ZM76 229V230H74ZM82 229V230H79ZM90 229V230H89ZM109 229V230H108ZM112 229V230H111ZM154 229V230H153ZM159 229V230H158ZM35 230V231H34ZM38 230V231H37ZM43 230V231H42ZM52 230V231H51ZM73 230V231H72ZM87 230V231H86ZM89 230V232H88ZM102 230V231H100ZM143 230V231H142ZM149 230V231H147ZM156 230V232H155ZM164 230V231H163ZM186 230V231H185ZM79 231V235L77 234V232ZM84 233H83V232ZM100 231V233H98ZM115 231V232H114ZM118 231V233H117ZM158 231V233H157ZM173 231V232H172ZM179 231V232H178ZM182 231V232H181ZM188 231V232H187ZM221 231V232H220ZM244 231V233H243ZM43 232V233H42ZM44 232H47V233H44ZM68 232V234L66 233ZM71 234H70V233ZM81 232V233H80ZM90 233V234H87ZM102 232V233H101ZM107 232V234L105 233ZM111 232H114L113 234ZM194 232V233H193ZM203 235H201L200 233ZM38 233V234H37ZM53 233V234H51ZM76 235H75V234ZM85 234V236L83 234ZM95 233V234H94ZM184 233V234H183ZM199 233V234H198ZM44 234V236H43ZM65 236H64V235ZM74 234V236H73ZM117 234V235H116ZM140 234V235H139ZM143 234V235H142ZM157 234V235H155ZM160 236H159V235ZM174 234V235H173ZM183 234V235H182ZM186 234V236H185ZM196 234V235H195ZM198 234V235H197ZM37 235V236H36ZM41 237H40V236ZM48 237H47V236ZM50 235V236H49ZM67 235H68V238H67ZM83 235V236H82ZM92 235V236H90ZM115 235V236H114ZM123 235V237H122ZM145 235V236H144ZM152 235V237H151ZM171 236V237H176L178 241L177 244H176V241L175 243H169L165 246L164 243H163V240L162 237L164 236ZM191 235V237H190ZM46 236V237H45ZM88 236V237H87ZM96 236V237H95ZM110 238H109V237ZM129 236V237H128ZM134 236V237H133ZM137 236V237H136ZM150 236V237H149ZM159 236V237H158ZM183 236V237H182ZM233 236H236L233 238ZM62 237V238H61ZM71 237V238H70ZM93 240H91L90 239ZM151 239H149V238ZM156 237L155 241H156V246L153 245V241H154V238ZM178 237H180L181 240H178ZM185 237V238H184ZM45 238V240H44ZM58 238V239H57ZM67 240V242H65V240ZM70 238V239H69ZM76 238V239H75ZM78 238V239H77ZM108 238V240H107ZM138 238V239H136ZM145 238V239H144ZM191 238H194L191 239ZM197 238V239H196ZM51 239L53 241H51ZM57 239V241L55 240ZM73 239V241H72ZM80 239V240H79ZM90 239V241H89ZM119 239V240H118ZM122 239V240H121ZM131 239V241H130ZM141 239V240H140ZM184 239V240H183ZM75 240V241H74ZM114 240V241H113ZM116 240V242H115ZM121 240V241H120ZM198 240V241H197ZM232 240V241H231ZM40 241V242H39ZM48 243H47V242ZM59 241V242H58ZM71 241V243H70ZM78 241V242H77ZM79 241H80V244H79ZM89 242V244L87 245L86 242ZM108 241H110V246L109 244L107 243ZM113 241V242H112ZM139 241V242H138ZM151 244H149V242ZM195 241V242H194ZM44 242V243H43ZM62 242V246L60 245ZM78 245H77V243ZM103 242V244H102ZM193 242V243H192ZM53 243V244H52ZM64 243V244H63ZM67 243H70L71 246L73 244V246H75L73 248H71V246H69ZM106 243V244H105ZM113 243V244H112ZM117 243V244H116ZM124 243V244H123ZM190 243V244H188ZM43 244V245H42ZM67 244V245H66ZM87 245L89 247H86L84 245ZM92 244V245H91ZM139 244V245H138ZM146 244V245H145ZM181 244V245H180ZM195 244V245H194ZM48 245V246H47ZM54 245V246H53ZM64 245V246H63ZM100 245V246H99ZM102 245V246H101ZM112 245V246H111ZM145 245V246H144ZM41 246V247H40ZM46 246V247H45ZM77 246V247H76ZM93 246V247H92ZM108 248H107V247ZM118 246V248H117ZM127 246V247H126ZM140 246V247H139ZM155 246V247H154ZM168 246V247H167ZM184 248H183V247ZM186 246V247H185ZM206 246V248H205ZM53 247V248H52ZM55 247V248H54ZM68 247V248H66ZM78 247H80L79 249H77ZM86 247V248H85ZM104 247H105V250H104ZM116 247V248H115ZM151 247V248H150ZM178 247V248H177ZM50 248V250H49ZM63 248V249H61ZM66 248V249H65ZM85 250H84V249ZM90 248V250H89ZM93 248V249H92ZM97 248V249H96ZM114 250V253L113 250ZM123 248V249H122ZM128 248V249H127ZM146 250H144V249ZM150 248V249H149ZM171 248H175V249H172V254H171ZM177 248V249H176ZM44 249V250H43ZM47 252H46V250ZM73 249V251H72ZM81 249V250H80ZM88 249V250H87ZM92 249V250H91ZM139 249V250H138ZM149 249V250H148ZM211 249V250H210ZM245 249V250H244ZM53 250V251H52ZM58 250V251H57ZM62 250V251H61ZM70 250V251H69ZM75 250V251H74ZM80 250V252H79ZM94 250V251H93ZM102 250V252H101ZM107 250V251H106ZM112 250V251H111ZM152 250V251H150ZM180 250V251H179ZM72 253V254H70ZM72 251V252H71ZM77 251V252H76ZM83 253H82V252ZM98 251V252H97ZM130 251V252H129ZM41 252V253H39ZM74 252V254H73ZM80 254H79V253ZM88 254L89 255H86L85 257V254ZM92 252L95 254H92ZM106 252V253H105ZM111 252V254H110ZM132 252V253H131ZM134 252V253H133ZM143 252V253H141ZM183 252V253H182ZM242 252V253H241ZM61 253V254H60ZM63 253V254H62ZM77 253V254H76ZM99 253V254H97ZM140 253V255H142L140 257V255L138 254ZM192 253V254H191ZM52 254V255H50ZM59 254V255H57ZM71 256L69 257L68 256ZM79 254V255H78ZM84 254V255H83ZM101 254V255H100ZM104 254V256H103ZM106 254H108L106 256ZM130 254V255H129ZM136 254V255H135ZM146 254L148 256H146ZM167 254H168V257H167ZM42 255L43 258H42ZM56 255V256H55ZM75 255V256H74ZM84 258H80L79 256L83 257ZM91 255V256H90ZM150 255V256H149ZM182 255V256H181ZM40 256V257H39ZM49 256V257H48ZM65 258H64V257ZM73 256V258H72ZM77 256V257H76ZM100 256H103V257H100ZM143 256H146V257H143ZM191 256V258H190ZM193 256V258H192ZM195 256V257H194ZM234 256V257H233ZM51 257V258H50ZM79 257V259H78ZM99 257V258H98ZM106 257V258H105ZM132 257V258H131ZM170 257V258H169ZM42 258V259H41ZM97 258V259H96ZM141 261H139V259ZM198 258V257H197ZM48 259V260H46ZM67 261H66V260ZM101 259V260H100ZM103 259V260H102ZM107 259H108V262H107ZM50 260H52L50 262ZM66 263H65V261ZM70 260V261H69ZM83 260V261H81ZM88 262H91V263H88ZM95 260V261H94ZM137 260V261H136ZM185 260V261H184ZM46 261V262H45ZM63 263H62V262ZM69 261V262H68ZM94 261V262H93ZM99 261V262H98ZM104 261V262H103ZM132 261H134L132 263ZM78 262V263H76ZM124 262H122L123 264H125ZM141 262V263H140ZM143 262V263H142Z\"/></svg>","mask_w":264,"mask_h":264}]
</instances>
